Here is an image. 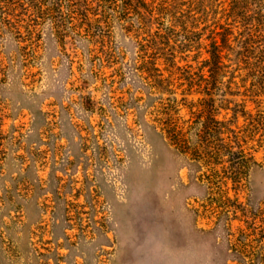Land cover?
I'll use <instances>...</instances> for the list:
<instances>
[{
  "label": "rangeland",
  "instance_id": "obj_1",
  "mask_svg": "<svg viewBox=\"0 0 264 264\" xmlns=\"http://www.w3.org/2000/svg\"><path fill=\"white\" fill-rule=\"evenodd\" d=\"M229 1L210 0L211 21L228 23ZM240 5L233 35L244 32L207 93L181 79L189 64L207 74V40L197 62L167 48L178 67L163 87L162 40L147 35L158 13L104 40L0 28V264H264V0ZM164 88L194 105L213 94L239 141L233 180L227 155L215 173L162 134Z\"/></svg>",
  "mask_w": 264,
  "mask_h": 264
},
{
  "label": "trees",
  "instance_id": "obj_2",
  "mask_svg": "<svg viewBox=\"0 0 264 264\" xmlns=\"http://www.w3.org/2000/svg\"><path fill=\"white\" fill-rule=\"evenodd\" d=\"M209 2L210 0H0V28L11 33L17 40H38L42 28L46 26L60 40L71 38L72 34L87 40H104L115 28L121 29L124 36L133 32L135 25L138 26L137 29L143 30L149 21L153 23L152 20L156 18L153 15L158 13L162 16V22L158 21L155 29L151 31L150 28L147 35L148 40H162L163 87H171L170 75L174 67H178L175 66V57L169 54L167 48L177 51L180 46L193 50L195 53L192 60L197 62V50L202 47L203 40H207L208 56L201 61L202 66L207 67V74L194 72L191 68L195 66L189 64L181 78L185 82L186 94L194 86L201 87L202 93H207L215 87L216 78L223 73L221 49L229 47V40L238 38L244 32L243 29L233 35L234 24L240 22L237 20L240 10L236 6H241L242 0H230L228 8L224 6L218 12L220 19L222 17L228 23L210 20L208 12L212 7ZM245 25L244 23L240 27ZM246 29L247 36L242 40H251L253 30ZM155 63L149 62L150 70L157 71ZM165 72L168 74H164ZM151 77L157 78L155 74ZM167 91L170 95L162 98V134L177 149L187 142L190 147L188 153L200 164L209 163L214 167L215 173L222 169L224 178L233 180L237 174L234 166L238 164L236 159L240 152L239 141L228 123L223 124L222 120L216 118L213 94L210 98L197 99L198 105H194L193 101H187L186 96L176 99L171 94L172 90ZM193 107L196 110H192ZM180 108L190 110L191 119L188 123L180 118ZM224 155H227L224 162L229 165V170L216 169Z\"/></svg>",
  "mask_w": 264,
  "mask_h": 264
}]
</instances>
